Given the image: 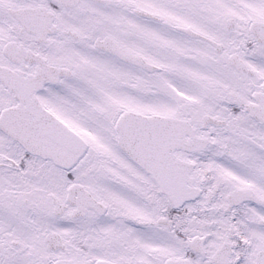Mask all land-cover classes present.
Here are the masks:
<instances>
[{"label": "snow or ice", "instance_id": "snow-or-ice-1", "mask_svg": "<svg viewBox=\"0 0 264 264\" xmlns=\"http://www.w3.org/2000/svg\"><path fill=\"white\" fill-rule=\"evenodd\" d=\"M0 264H264V0H0Z\"/></svg>", "mask_w": 264, "mask_h": 264}]
</instances>
